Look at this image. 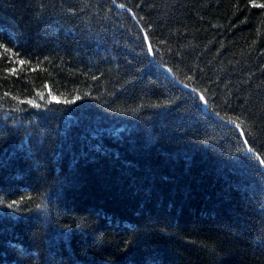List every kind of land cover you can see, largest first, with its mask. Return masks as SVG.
Instances as JSON below:
<instances>
[{
	"label": "trees",
	"instance_id": "trees-1",
	"mask_svg": "<svg viewBox=\"0 0 264 264\" xmlns=\"http://www.w3.org/2000/svg\"><path fill=\"white\" fill-rule=\"evenodd\" d=\"M259 159L264 0H0V264H264Z\"/></svg>",
	"mask_w": 264,
	"mask_h": 264
},
{
	"label": "water",
	"instance_id": "water-1",
	"mask_svg": "<svg viewBox=\"0 0 264 264\" xmlns=\"http://www.w3.org/2000/svg\"><path fill=\"white\" fill-rule=\"evenodd\" d=\"M117 6L120 7L119 4H117ZM130 13H131V15H133V12H132V11H130ZM145 36H146V34H145ZM146 38H147V36H146ZM147 40H148V38H147ZM150 49H151V50H150ZM149 50H150V54H151V56L153 57V51H152V48L150 47V45H149ZM163 69H164V71H166L171 77H173V78L177 81V83L180 84L182 87L187 88V89H192L191 87H189V86H187V85H184V84L178 82V80L174 77L172 71H171L168 67L163 66ZM202 98H203V102H204V103H203V104H204V107H205V109H207V107H206V100L204 99L203 96H202ZM230 125H232V124H230ZM232 126H233V125H232ZM234 127H235V128H238L237 126H234ZM238 129H239V128H238Z\"/></svg>",
	"mask_w": 264,
	"mask_h": 264
},
{
	"label": "snow or ice",
	"instance_id": "snow-or-ice-1",
	"mask_svg": "<svg viewBox=\"0 0 264 264\" xmlns=\"http://www.w3.org/2000/svg\"><path fill=\"white\" fill-rule=\"evenodd\" d=\"M120 7H123V5H120ZM5 51H7V49H5ZM22 63H23V61H21V64ZM260 164L264 165V159H260ZM9 207H11V205H9Z\"/></svg>",
	"mask_w": 264,
	"mask_h": 264
},
{
	"label": "bare ground",
	"instance_id": "bare-ground-1",
	"mask_svg": "<svg viewBox=\"0 0 264 264\" xmlns=\"http://www.w3.org/2000/svg\"><path fill=\"white\" fill-rule=\"evenodd\" d=\"M203 99V98H202ZM205 99V98H204ZM206 100V99H205ZM204 103V102H203ZM206 107H207V102H206ZM206 110H208V107H207V109ZM233 125V124H232ZM233 126H235V125H233ZM248 149L250 150V151H252V153H254V151L252 150V149H250L249 147H248ZM260 160V159H259ZM264 166V165H263Z\"/></svg>",
	"mask_w": 264,
	"mask_h": 264
},
{
	"label": "rangeland",
	"instance_id": "rangeland-1",
	"mask_svg": "<svg viewBox=\"0 0 264 264\" xmlns=\"http://www.w3.org/2000/svg\"><path fill=\"white\" fill-rule=\"evenodd\" d=\"M252 153V151H250Z\"/></svg>",
	"mask_w": 264,
	"mask_h": 264
}]
</instances>
